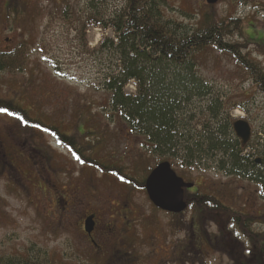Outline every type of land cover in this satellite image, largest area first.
<instances>
[{"label": "rangeland", "instance_id": "1", "mask_svg": "<svg viewBox=\"0 0 264 264\" xmlns=\"http://www.w3.org/2000/svg\"><path fill=\"white\" fill-rule=\"evenodd\" d=\"M165 2L163 20L176 36L190 33L203 14L214 12L219 19L240 20L241 32L233 31L229 40L241 44L242 53L264 71V0H218L212 6L205 0ZM124 4L125 0H0V51L12 52L22 43L29 50L23 70L0 71V102L11 100L30 113L29 119L60 128L81 147L97 142L84 136L87 130H97V140L103 144L93 152L84 149L85 155H93L104 168L127 173L132 179L159 160L170 158L175 174L194 185L188 190V202L192 205L195 196L209 195L223 208L242 212L244 226L257 238L255 246L240 233L241 224L238 227L220 214L210 212L206 217L199 209L188 208L175 218L155 211L142 191L119 182L104 169L82 166L55 136L0 112V141L5 140L7 127L18 126V134L28 137L25 147L51 153L54 161L47 177L56 184L43 187L34 179L31 183L22 180L24 186H18L10 176H0V258L11 259L12 264L48 260L53 264H234L212 241L220 237L219 226H225L230 249H242L244 264H264L262 163L250 166L244 177L242 172L226 176L229 172L221 169L224 154H187L180 141L171 154L159 156V149L133 131L124 116L105 106L107 85L112 81L108 80L118 79L127 66L110 27ZM11 5L17 10L15 16L11 10L7 14ZM189 65L177 72L193 76L197 89L188 95L177 93L174 110L184 132L207 127L215 131L226 128V118L243 119L251 128L253 159H262L264 93L254 89L250 76L230 56L212 48L197 55L195 65ZM172 72L165 76L166 87L174 82ZM123 94L135 96V82H128ZM87 123L94 126L88 128ZM146 146L148 154L142 149ZM138 153L146 158L139 161ZM28 171L26 166L24 173ZM74 190H79L76 199H72ZM119 196L129 201L123 210H119ZM87 214L95 215V240L104 244L101 251L95 249L97 254L83 232ZM111 226L114 238L108 242ZM193 247L198 256H193Z\"/></svg>", "mask_w": 264, "mask_h": 264}, {"label": "trees", "instance_id": "2", "mask_svg": "<svg viewBox=\"0 0 264 264\" xmlns=\"http://www.w3.org/2000/svg\"><path fill=\"white\" fill-rule=\"evenodd\" d=\"M164 5H168L165 0H125L122 12L119 16L114 17L115 20L110 27L118 39L117 48L122 51L127 59V66L125 72L123 71L118 79L112 78L108 80L112 81L107 85L108 91L106 92L105 106L124 116L126 123L132 130L134 129L133 131L142 133L155 150L159 149V156H164L165 153L171 154L180 141L183 143L187 154L195 153L196 156H211L214 151L224 154L226 159L222 165L226 168L222 167L221 169H226L229 174L249 172L251 170L250 166L256 167V159H253L254 154L251 153L255 144L248 141L246 145L242 146L237 139L231 141L230 138L234 137V133L233 131L231 132V127L230 124L229 126L227 125L228 123L226 128L224 126V128H218L215 131L207 127L204 131L184 132L185 128L177 121L174 111L178 105L177 100L179 97L177 93L191 94L197 89L198 84L193 76L188 73L182 76L177 70L180 67L183 68L185 64L189 68V64L195 65L197 55L208 48L230 56L250 76L254 89L264 93V71L261 65L252 60L247 54L242 53L241 44L229 40L233 35V31L241 32V21L233 18L219 19L215 17L214 12L203 14L196 20L190 33L176 36L166 26L168 21L165 22L163 20L162 9ZM10 10L14 16L17 14L14 5L8 8L7 14ZM103 45L102 43L101 47ZM28 56L29 50L24 43L18 45L12 52L0 51V71L17 72L23 70ZM168 71H174L171 73L174 77V82L171 83V86L166 87L165 76H168ZM185 71L188 72L186 69ZM144 80H147V82ZM130 81L135 82V96L123 94V89ZM176 81L179 82L175 84ZM174 85L177 87L173 88ZM2 101L0 102L1 109H7V112H2L6 114L5 116L8 115L23 122L28 128L38 129L42 133L47 132L55 136L64 147H67L79 157L78 162L82 166L101 171L104 169L105 173L114 175L119 182L129 185L130 188L142 191L144 194V181L149 173L162 162L173 164L168 161L171 160L170 158H163L154 164L153 167L142 170L141 175L137 178L134 177L132 179V176L127 173H119L109 167L104 168L101 161L93 159V155H85L84 149L93 152L99 145L103 144V140H97L100 133L97 130L92 132L87 130L84 133L86 139L92 138L97 142L95 144H93L94 142L87 143L84 147H81L76 144L73 137L64 134L60 128L46 125L42 121L36 120V118L29 119L28 114L30 115V113L28 111L21 109L19 105H16L11 100ZM92 125L94 126L91 123L86 124L88 128L92 127ZM146 148L147 146L142 149L145 150ZM139 152L141 153V151ZM145 152L148 154L146 150ZM140 153L137 154V157L139 161H142L146 156ZM260 161L264 165V157ZM246 167H248L247 170ZM194 193L196 192H193L192 196L195 195ZM189 194L185 190L184 201L186 209L197 208L200 212L202 211L203 215H206V213L208 215L210 212L217 213L225 219H231L237 223L238 227L241 224L240 233L248 238L251 243H254L253 245L255 246V239L257 238L254 239L250 236L249 228L244 226L242 214L223 208L215 198L209 195L195 196L196 202L193 200L194 204L191 205L187 199ZM210 198L212 201H210ZM213 199L217 205H214ZM154 210L161 212L156 208ZM166 214L175 218L182 215V213L177 215ZM224 227L219 226L220 237H218L216 242L213 238L212 241L221 247V250L232 259L234 264H244L245 260L243 263L240 249H230L231 242H228V237H226L228 233ZM193 242L195 244V238ZM92 251L95 254L98 253L95 249H92ZM190 251L193 252L192 248H190ZM189 252L188 254H190ZM195 255H199L196 250L193 252V256ZM53 263L54 261L52 262L51 260H48V262H31V264ZM0 264H12V262L11 259L4 260L0 258Z\"/></svg>", "mask_w": 264, "mask_h": 264}, {"label": "flooded vegetation", "instance_id": "3", "mask_svg": "<svg viewBox=\"0 0 264 264\" xmlns=\"http://www.w3.org/2000/svg\"><path fill=\"white\" fill-rule=\"evenodd\" d=\"M237 120L244 121L243 119H237ZM237 120L235 119L231 121L230 119L226 118V123H228L227 125L229 126L230 124L231 132L233 131V123L236 122ZM20 131L21 130H19L18 126L15 125H11L10 128L7 127L6 130L4 131L5 140L0 141L1 176L2 174L10 176V178H12L13 180V183L17 184L18 186H24L22 180L31 183L33 182L34 179H36L39 182L40 186L42 185L43 187H45L47 185L48 187L50 186L54 188L56 184L53 183L51 177H47L50 174V172L48 171L52 170V163L54 161V158L51 156V153L46 154L45 152L36 150L33 147H25L28 141V137L26 136L21 137L20 134H18ZM26 166L29 167L30 171L24 173ZM226 176H233V174L228 173V175L226 174ZM242 176L244 177L243 173ZM78 192L79 190H74L72 192V195H75L73 196L72 199H76V197L78 196ZM118 201L121 202L119 210L125 209L129 202L128 199L124 200L121 198V196H119ZM225 209H230V208H225ZM230 210L236 212L233 209ZM87 219H91L93 222V230L90 233H87L84 229V223ZM97 225L98 223L95 220L94 214H89V215L87 214L83 218L82 226L85 237L87 238V240H89L87 242L90 244V247H92L93 249H97L101 251L104 248V244L98 241L96 242L95 240V236L97 235ZM114 229L111 226V230H109L110 235L109 234L106 235V237L108 238L107 239L108 242H110L114 238L113 237ZM111 249H115V248H111ZM240 250L242 253V249ZM97 252L99 253V251ZM242 256L244 258V253H242Z\"/></svg>", "mask_w": 264, "mask_h": 264}, {"label": "water", "instance_id": "4", "mask_svg": "<svg viewBox=\"0 0 264 264\" xmlns=\"http://www.w3.org/2000/svg\"><path fill=\"white\" fill-rule=\"evenodd\" d=\"M205 2L212 6L218 0H205ZM233 131L243 146L250 140L251 128L245 121L234 122ZM255 162L260 164V159ZM192 187L193 184L185 183L173 172L168 162L158 164L144 181V189L149 202L156 209L174 215L181 214L186 209L184 190ZM84 228L87 233L93 230L91 219L85 221Z\"/></svg>", "mask_w": 264, "mask_h": 264}, {"label": "snow or ice", "instance_id": "5", "mask_svg": "<svg viewBox=\"0 0 264 264\" xmlns=\"http://www.w3.org/2000/svg\"><path fill=\"white\" fill-rule=\"evenodd\" d=\"M0 112H7V109H0ZM11 115V113H9ZM73 155H75V153H73ZM77 159H79V157H76ZM83 163V161H81Z\"/></svg>", "mask_w": 264, "mask_h": 264}]
</instances>
